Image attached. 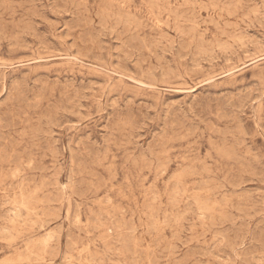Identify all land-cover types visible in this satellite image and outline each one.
<instances>
[{
    "label": "rangeland",
    "instance_id": "374dc122",
    "mask_svg": "<svg viewBox=\"0 0 264 264\" xmlns=\"http://www.w3.org/2000/svg\"><path fill=\"white\" fill-rule=\"evenodd\" d=\"M0 5V264H264V0Z\"/></svg>",
    "mask_w": 264,
    "mask_h": 264
},
{
    "label": "bare ground",
    "instance_id": "6f19581e",
    "mask_svg": "<svg viewBox=\"0 0 264 264\" xmlns=\"http://www.w3.org/2000/svg\"><path fill=\"white\" fill-rule=\"evenodd\" d=\"M58 1H59V0H58ZM61 1H62V0H61ZM65 1H66V0H65ZM85 1H86V0H85ZM2 2H4V1H2ZM72 2H73V1H72ZM21 3H22V2H21ZM64 3H65V2H64ZM4 4H5V3H4ZM23 4H24V3H23ZM23 4H22V5H23ZM59 4H60V2H59ZM66 4H67V3H66ZM237 4H238V3H237ZM10 5H11V4H10ZM12 5H13V4H12ZM15 5H17V4H15ZM25 5H26V4H25ZM28 5H29V4H28ZM31 5H32V4H31ZM77 5H78V3H77ZM0 6L2 7V5H0ZM18 6H19V5H18ZM23 6H24V5H23ZM62 6H63V5H62ZM65 6L67 7V5H65ZM68 6H69V5H68ZM122 6H123V5H122ZM156 6H157V5H156ZM222 6H223V5H222ZM228 6H229V5H228ZM1 7H0V8H1ZM79 7H80V6H79ZM84 7H85V4H84ZM9 8H10V7H9ZM70 8H71V7H70ZM72 8H73V7H72ZM77 8H78V7H77ZM12 9H13V8H12ZM84 9H87V8H84ZM10 10H11V9H10ZM223 10H224V9H223ZM237 10H238V9H237ZM85 11H86V10H85ZM9 12H10V11H9ZM12 12H13V11H12ZM33 12H34V11H33ZM83 12H84V11H83ZM104 12H105V10H104ZM106 13H107V11H106ZM2 14H3V13H2ZM76 14H77V13H76ZM86 14H87V13H86ZM88 14H89V13H88ZM77 15H78V14H77ZM95 15H96V14H95ZM107 15H109V13H108ZM175 15H176V14H175ZM229 15H230V14H229ZM235 15H237V14H235ZM255 15H256V14H255ZM79 16H80V15H79ZM84 16H85V15H84ZM98 16H99V15H98ZM98 16H97V17H98ZM0 17H1V15H0ZM81 17H82V16H81ZM120 17H121V16H120ZM253 17H254V16H253ZM85 18H86V17H85ZM107 18H108V17H107ZM118 18H119V16H118ZM118 18H117V19H118ZM129 18L132 19V17H130V16H129ZM103 19H105V18H103ZM119 19H120V18H119ZM119 19H118V20H119ZM127 19H128V17H127ZM127 19H125V21H126ZM136 19H137V18H136ZM79 20H80V19L78 18V21H79ZM87 20L90 21V19H87ZM134 20H135V19H134ZM105 21H106V20H105ZM1 22H2V21H1ZM21 22H22V21H21ZM90 22H91V21H90ZM92 22H93V21H92ZM122 22H123V20H122ZM122 22H120V23H122ZM126 22L129 23L130 20H129V21L127 20ZM156 22H157V21H156ZM2 23H3V22H2ZM22 23H23V22H22ZM99 23H101V22H99ZM116 23H117V21H116ZM132 23H133V22H132ZM257 23H259V21H258ZM4 24H5V21H4ZM12 24H13V23H12ZM85 24H86V23H85ZM107 24H108V22H107ZM107 24H106V25H107ZM158 24H159V23H158ZM211 24H212V23H211ZM13 25H15V24H13ZM106 25H105V26H106ZM120 25H121V24H120ZM120 25H119V26H120ZM125 25H126V23H125ZM129 25H131V22H130ZM134 25H135V24H134ZM136 25L138 26V23H136ZM136 25H135V26H136ZM160 25H161V24H160ZM15 26H16V25H15ZM19 26H20V25H19ZM92 26H93V25H92ZM131 26H132V25H131ZM137 26H136V27H137ZM139 26H140V25H139ZM211 26H212V25H211ZM248 26H249V25H248ZM260 26H261V25H260ZM2 27H3V26H2ZM2 27H1V28H2ZM83 27H84V26H83ZM5 28H6V27H5ZM84 28H85V27H84ZM123 28H125V27H123ZM126 28H127V27H126ZM129 28H131V27H129ZM16 29H17V27H16ZM31 29H32V28H31ZM81 29H83V28H81ZM91 29H92V28H91ZM135 29H136V28H135ZM229 29H230V28H229ZM3 30H4V29H3ZM196 30H197V29H196ZM13 31H14V30H13ZM126 31H127V30H126ZM133 31H134V30H133ZM3 32H4V31H3ZM14 32H15V31H14ZM91 32H92V31H91ZM0 33H1V32H0ZM5 33H6V32H5ZM130 33H131V32H130ZM175 33H176V32H175ZM194 33H195V31H194ZM13 34H14V33H13ZM85 34H86V32H85ZM74 35H75V34H74ZM124 35H125V34H124ZM124 35H123V36H124ZM165 35H166V34H165ZM83 36H84V35H83ZM187 36L189 37L190 35L188 34ZM143 39H144V38H143ZM201 39H203V38H201ZM234 39H235V38H234ZM234 39H233V40H234ZM238 39H240V37L237 38V39H235V40H238ZM82 40H83V39H82ZM89 40H90V39H89ZM91 40H92V39H91ZM134 40H135V39H134ZM242 40H244V39H242ZM245 40H246V39H245ZM245 40H244V41H245ZM132 41H133V39H132ZM138 41H139V40H138ZM194 41H196V40H193V42H194ZM199 41H201V40L199 39ZM240 41H241V40H240ZM83 42H84V41H83ZM136 42H137V41H136ZM143 42H145V41H143ZM202 42H203V41H202ZM204 42H205V41H204ZM86 43H87V41H86ZM139 43H140V41H139ZM145 43H146V42H145ZM195 43H196V42H195ZM239 43H240V42H239ZM247 43H248V42H247ZM254 43H255V42H254ZM88 44H90V43H88ZM97 44H98V43H97ZM135 44H136V43H135ZM141 44L143 45V43H141ZM157 44H158V43H157ZM189 44H190V43H189ZM201 44H202V47H203L204 44H203V43H201ZM218 44H219V43H218ZM218 44H217V46L220 45V44H219V45H218ZM241 44H243V43H241ZM251 44H253L252 41H251ZM257 44H258V43H257ZM259 44H260V43H259ZM84 45H85V43H84ZM152 45H153V44H152ZM191 45H192V44H191ZM205 45H206V44H205ZM223 45H224V47H225V44H223ZM129 46H130V45H129ZM133 46H134V45H133ZM143 46H144V45H143ZM143 46H142V47H143ZM146 46H147V45H146ZM146 46H145V47H146ZM155 46H156V45H155ZM159 46H160V45H159ZM192 46H193V45H192ZM211 46H212V45H211ZM124 47H125V46H124ZM124 47H123V48H124ZM150 47H151V46H150ZM186 47H187V46H186ZM198 47H199V46H198ZM220 47L222 48V46H219V49H220ZM242 47H243V46H242ZM247 47H248V46H247ZM125 48H126V47H125ZM151 48H152V47H151ZM226 48H227V47H226ZM243 48H245V46H244ZM85 49H86V46H85ZM85 49H81V52H82V50H85ZM146 49H147V48H146ZM194 49H195V48H194ZM89 50H90V49H89ZM147 50H148V49H147ZM151 50H152V49H151ZM201 50H202V49H201ZM225 50H226V49H225ZM124 51H125V49H124ZM124 51H123V52H124ZM129 51H130V50H129ZM134 51H135V50H134ZM140 51H141V50H140ZM148 51H149V50H148ZM198 51H199V50H198ZM204 51H207V50H204ZM226 51H227V50H226ZM85 52H86V51H85ZM138 52H139V51H138ZM142 52H143V51H142ZM182 52H183V51H182ZM199 52H200V51H199ZM199 52H198V55H199ZM202 52H203V50H202ZM202 52H200V53H202ZM207 52H208V51H207ZM211 52H213V51H211ZM217 52H218V51H217ZM82 53H83V52H82ZM131 53H133V52L131 51ZM143 53H144V52H143ZM165 53H166V52H165ZM213 53H214V52H213ZM226 53H227V52H226ZM85 54H86V53H85ZM203 54H204V52H203ZM210 54H211V53H210ZM222 54H223V53H222ZM247 54H248V53H247ZM154 55H156V54H154ZM205 55H207V54H205ZM249 55H250V54H249ZM199 56H200V55H199ZM125 57H127V55H126ZM143 57H145V56H143ZM155 57H157V56H155ZM196 57H197V56H196ZM214 57H215V56H214ZM149 58H150V57H149ZM157 58L159 59V57H157ZM237 58H238V57H237ZM123 59H124V58H123ZM143 59H144V58H143ZM146 59H147V58H146ZM209 59H210V58H209ZM124 60H125V59H124ZM151 60H152V59H151ZM207 60H208V58H207ZM230 60H231V59H230ZM230 60H229V61H230ZM238 60H239V59H238ZM146 61H147V60H146ZM229 61H228V62H229ZM140 62H141V61H140ZM144 63H146V62H144ZM150 63H152V61H150ZM120 64H122V63H120ZM122 65H123V64H122ZM139 66H140V65H139ZM149 67H150V66H149ZM148 69H149V68H147V70H148ZM149 70H150V69H149ZM149 72H150V71H149ZM149 75H150V74H149ZM151 75H152V74H151ZM16 80H18V79H16ZM22 80H23V79H22ZM59 81H60V80H59ZM131 81H133V80H131ZM17 82H18V81H17ZM133 82H134V81H133ZM135 82H137V81H135ZM259 83H260V82H259ZM48 84H49V83H48ZM61 84H62V82H61ZM61 84H59V85H61ZM66 84H68V83H66ZM17 85H18V84H17ZM17 85H16V86H17ZM43 85H44V84H43ZM63 85H64V84H63ZM140 85H141V84H140ZM67 86H68V85H67ZM70 86H71V84H70ZM70 86H69V87H70ZM144 86H145V84H144ZM17 87H18V86H17ZM42 87H43V86H42ZM58 87H59V86H58ZM61 87H62V86H61ZM73 87H74V86H73ZM73 87H70L69 89H72ZM148 87H150V86H148ZM13 88H14V87H13ZM11 89H12V88H11ZM64 89H65V88H64ZM149 89H150V88H149ZM42 90H43V89H42ZM65 90H66V89H65ZM75 90H76V89H75ZM45 91H48V89L45 90ZM51 91H52V90H51ZM66 91H67V90H66ZM68 91H69V90H68ZM18 92H19V91H18ZM21 92H22V91H21ZM59 92H61V91H59ZM80 92H81V91H80ZM114 92H115V90H114ZM37 93H39V92H37ZM54 93H55V92H54ZM66 93L68 94V92H66ZM74 93H75V92H74ZM78 93H79V91H78ZM15 94H16V93H15ZM40 94H41V93H40ZM59 94H60V93H59ZM63 94H64V93H63ZM63 94L61 93V95H63ZM72 94H73V93H72ZM13 95H14V94H13ZM13 95H11V96H13ZM19 95H20V94H19ZM43 95L45 96V92H44ZM65 95H66V94H65ZM78 95H80V94H78ZM36 96H37V95H36ZM59 96H60V95H59ZM9 97H10V96H9ZM12 98H13V97H12ZM15 98H17V95H16V97H14V99H15ZM18 98H19V97H18ZM38 98H39V97H38ZM61 98H62V97H60V100H61ZM67 98H68V97H67ZM69 98H70V97H69ZM73 98H74V97H73ZM19 99H20V98H19ZM44 99H45V98H44ZM54 99H55V98H54ZM62 99H63V98H62ZM74 99H75V98H74ZM74 99H73V100H74ZM39 100H40V99H39ZM162 100H163V99H162ZM20 101H21V100H20ZM22 101H23V100H22ZM44 101H45V100H44ZM44 101H43V102H44ZM10 102H11V100H10ZM12 102H13V101H12ZM14 102H15V101H14ZM17 102H18V101H17ZM59 102H60V101H59ZM62 102H63V101H62ZM66 102H67V99H66ZM69 102H70V101H69ZM71 102H72V101H71ZM21 103H22V102H21ZM7 104H8V103H7ZM12 104H13V103H12ZM14 104H15V103H14ZM39 104H40V103H39ZM57 104H58V103H57ZM17 105H18V104H17ZM36 105H37V104H36ZM52 105H53V104H50V106H52ZM5 106H6V105H5ZM18 106H19V105H18ZM41 106H42V105H41ZM6 107H7V106H6ZM91 107H92V106H91ZM35 108H36V106H35ZM49 108H50V107H49ZM51 108H52V107H51ZM8 109H10V108H8ZM12 109H13V108H12ZM20 110H21V108H20ZM29 110H30V109H29ZM36 110H37V108H36ZM15 111H16V110H15ZM10 112H11V111H10ZM30 112H31V110H30ZM46 112H47V111H46ZM8 113H9V112H8ZM11 113H14V112H11ZM23 113H24V112H23ZM3 114H4V113H3ZM5 114H6V112H5ZM17 114H18V113H17ZM25 114H27V113H25ZM6 115H7V114H6ZM11 115H13V114H11ZM11 115H10V116H11ZM40 116H41V115H40ZM20 117H21V116H20ZM12 118H13V117H12ZM41 118H42V117H41ZM218 118L220 119V117H218ZM24 119H25V118H24ZM13 120H14V118H13ZM17 120H18V119H17ZM222 120H223V119H222ZM226 121H227V120H226ZM18 122L20 123V119H19ZM221 122H222V121H221ZM31 123H32V121H31ZM13 124H14V123H13ZM20 124H21V123H20ZM14 125H15V124H14ZM211 125H212V123H211ZM27 126H28V125H27ZM209 126H210V125H209ZM14 127H15V126H14ZM213 127H214V126H213ZM213 127H212V128H213ZM16 128H17V125H16ZM18 128H19V126H18ZM24 129H25V128H24ZM35 129H37V128H35ZM32 130H33V129H32ZM38 130H39V129H38ZM213 130H214V129H213ZM215 130H217V129H215ZM1 131H2V130H1ZM114 131H115V130H114ZM217 131H218V130H217ZM24 132H25V131H24ZM213 132H214V131H213ZM221 132H222V131H221ZM20 133H21V132H20ZM31 133H32V132L30 131V134H31ZM38 133H39V132H38ZM117 133L119 134V133H121V132L117 131ZM168 133H169V132H168ZM194 133H195V132H194ZM226 133H227V132H226ZM121 134H122V133H121ZM121 134H120V135H121ZM192 134H193V133H192ZM203 134H204V133H203ZM222 134H223V133H222ZM222 134L219 133V135H222ZM14 135H15V134H14ZM172 135H173V134H172ZM187 135H188V134H187ZM190 135H191V134H190ZM111 136H112V135H111ZM175 136H177V135H175ZM202 136H203V135H202ZM26 137H27V136H26ZM163 137H164V136H163ZM188 137H189V136H188ZM120 138H121V137H120ZM116 139H117V138H116ZM173 139H174V138H173ZM180 139H181V138H180ZM157 140H158V139H157ZM171 140H172V139H170V141H171ZM183 140H185V138H184ZM183 140H182V141H183ZM172 141H173V140H172ZM179 141H180V140H179ZM195 141H196V140H195ZM211 141H212V140H211ZM221 141H222V140H221ZM223 141H224V140H223ZM223 141H222V142H223ZM15 142H16V140H15ZM112 142H113V141H112ZM164 142H166V141H164ZM222 142H221V143H222ZM226 142H227V141H226ZM12 143H13V142H12ZM22 143H23V142H22ZM107 143H108V142H107ZM115 143H116V142H115ZM117 143H118V142H117ZM167 143H168V142H167ZM170 143H171V142H170ZM126 144H127V143H126ZM240 144H241V143H240ZM20 145H21V144H20ZM158 145H159V144H158ZM158 145H157V146H158ZM162 145H163V144H162ZM224 145H225V144H223V147H224ZM211 146H212V145H211ZM33 147H34V146H33ZM50 147H51V146H50ZM57 148H58V147H57ZM116 148H117V147H116ZM157 148H158V147H157ZM162 148H163V147H162ZM37 149H38V148H37ZM154 149H156V148H154ZM225 149H226V148H225ZM157 150H158V149H157ZM219 150H220V149H219ZM26 151H27V150H26ZM28 151H29V150H28ZM55 151H57V150H55ZM110 151H111V150H110ZM221 151H222V150H221ZM49 152H50V151H49ZM107 152H109V151H107ZM217 152H218V151H217ZM229 152H230V151H229ZM52 153H53V152H52ZM52 153H50V154H52ZM152 153L154 154V152H152ZM223 153H225V152H223ZM44 154H45V153H44ZM56 154H57V153H56ZM160 154H161V153H160ZM229 154H231V153H229ZM2 155H3V153H2ZM25 155H26V154H25ZM52 155H53V154H52ZM108 155H109V154H108ZM150 155H151V154H150ZM155 155H156V153H155ZM158 155H159V154H158ZM42 156H43V155H42ZM142 156H143V155H142ZM153 156H154V155H153ZM6 157H7V156H6ZM14 157H15V156H14ZM40 157H41V156H40ZM40 157H39V158H40ZM53 157H54V156H53ZM104 157H106V156H104ZM154 157H155V156H154ZM43 158H45V157H43ZM17 159H18V155H17ZM19 159H20V158H19ZM19 159H18V160H19ZM114 159H115V158H114ZM235 159H236V157H235ZM238 159H239V158H238ZM238 159H237V161H238ZM14 160H16V158H15ZM54 160H55V159H54ZM54 160H53V161H54ZM103 160H104V159H103ZM106 160H107V159H106ZM106 160H105V161H106ZM210 160H211V159H210ZM0 161H2L1 158H0ZM133 161H134V160H133ZM231 161H232V160H231ZM5 162H6V161H5ZM18 162H21V161H18ZM18 162H16V163H18ZM157 162H158V161H157ZM159 162H160V161H159ZM239 162H240V160H239ZM252 162H253V161H252ZM252 162H251V163H252ZM13 163H14V162H13ZM102 163H104V161H102ZM237 163H238V162H237ZM171 164H172V163H171ZM23 165H24V164H23ZM99 165H100V164H99ZM99 165L97 166L98 168H99ZM102 165H103V164H102ZM247 165H248V164H247ZM8 166H10V165H8ZM100 166H101V165H100ZM103 166H104V165H103ZM103 166H102V167H103ZM207 166H208V164H207ZM243 166H244V165H243ZM243 166H242V167H243ZM34 167H35V166H34ZM57 167H58V166H57ZM249 167H250V166H249ZM19 168H22V167L19 166ZM40 168H41V167H40ZM254 168H255V167H254ZM254 168H253V169H254ZM256 168H257V167H256ZM28 169H29V168H28ZM41 169H42V168H41ZM41 169H39V170H41ZM103 169H104V168H103ZM103 169H102V170H103ZM21 170H22V169H21ZM42 170H43V169H42ZM106 170H107V169H106ZM11 171H12V170H11ZM31 171H33V168H32ZM43 171H44V170H43ZM43 171H42V172H43ZM107 171H110V170H107ZM107 171H105V172H107ZM18 172H19V171H17V173H18ZM73 172H74V171H73ZM182 172H183V171H182ZM196 172H197V171H196ZM257 172H258V171H257ZM260 172H261V171H260ZM54 173H55V172H54ZM87 173H89V172H87ZM193 173H194V172H193ZM261 173H262V172H261ZM91 174H92V173H91ZM95 174H97V173H94L93 176H95ZM256 174H257V173H256ZM258 174H260V173H258ZM258 174H257V175H258ZM97 175L101 177V174L99 175V173H98ZM109 175L111 176L112 174L110 173ZM195 175H197V174H195ZM195 175H194V176H195ZM1 176H2V175H1ZM5 177H6V176H5ZM12 177H13V176H12ZM100 177H99V178H100ZM10 178H11V177H10ZM157 178H159V177H157ZM6 179H7V178H6ZM15 179H16V178H15ZM116 179H117V178H116ZM47 180H48V179H47ZM73 180H74V179H72V181H73ZM101 180L103 181L104 179L101 178ZM101 180L99 179V181H101ZM28 181H29V180H28ZM49 181H51V180H49ZM57 181H59V180H57ZM97 181H98V180H97ZM114 181H115V180H114ZM230 181H231V180H230ZM44 182H45V181H44ZM47 182H48V181H47ZM38 183H39V182H38ZM38 183H37V184H38ZM50 183H51V182H50ZM72 183H73V182H72ZM48 184H49V183H48ZM51 184H52V183H51ZM206 184H207V183H206ZM235 184H236V181H235ZM21 185H22V183L20 184V187H21ZM43 185H44V184H43ZM43 185H42V186H43ZM45 185H46V184H45ZM58 185H60V184H58ZM18 186H19V184H18ZM22 186H23V185H22ZM26 186H28V184H26ZM42 186L40 187V189L42 188ZM52 186H53V185H52ZM87 186H88V185H87ZM92 186H93V185H92ZM103 186H104V184H103ZM198 186H199V184H198ZM200 186H201V185H200ZM200 186H199V188H200ZM13 187H15V186H13ZM36 187H37V186H36ZM47 187H49V185H48ZM47 187H46V188H47ZM81 187H82V186H81ZM90 187H91V186H90ZM202 187H203V186H202ZM202 187H201V188H202ZM38 188H39V187H38ZM50 188H51V187H50ZM61 188H63V187H61ZM82 188H83V187H82ZM25 189H26V188H25ZM35 189H36V188H34V190H35ZM91 189H92V188H91ZM91 189H90V190H91ZM22 190H24V189H22ZM63 191H64V190H63ZM86 191H89V190H86ZM86 191H84V192H86ZM194 191H195V190H194ZM210 191H211V190H210ZM30 192H32V190H31ZM84 192H83V193H84ZM95 192H96V191H95ZM25 193H26V192H25ZM48 193H49V190H48ZM48 193H47V194H48ZM78 193H80V192H78ZM50 194H52V192H51ZM86 194H88V193H86ZM32 195H34V193H32ZM36 195H37V194H36ZM65 195H66V193H65ZM83 195H84V194H83ZM30 196H31V194H30ZM42 197H43V196H42ZM44 197H45V196H44ZM44 197H43V198H44ZM47 197H48V196H47ZM214 197H215V196H214ZM241 197H242V196H241ZM22 198H23V196H22ZM25 199H26V198H25ZM33 199H34V198H33ZM45 199H46V198H45ZM155 199H156V197H155ZM222 199H223V198H222ZM238 199H239V198H238ZM30 200H32V199H30ZM156 200H157V199H156ZM209 200H210V199H209ZM209 200H208V201H209ZM226 200H227V199H226ZM40 201L42 202V200H40ZM196 201H197V199H196ZM37 202H38V201H36V204H37ZM233 202H234V201H233ZM196 203H197V202H196ZM244 203H245V202H244ZM14 204H15V203H14ZM75 204H76V203H75ZM219 204H222V202L219 203ZM17 205H18V204H17ZM22 205H23V204H22ZM26 205H27V204H26ZM39 205H40V202H39ZM39 205H38V206H39ZM76 205H77V204H76ZM241 205H242V204H241ZM232 206H233V205H232ZM219 208H220V207H219ZM219 208H218V209H219ZM78 210H79V209H78ZM216 210H217V209H216ZM18 211H19V210H18ZM18 211H17V212H18ZM34 212H35V211H34ZM110 212H111V211H110ZM222 212H223V211H222ZM17 215H19V214H17ZM202 215H204V214H202ZM216 215H218V214H216ZM101 216H102V215H101ZM204 216H205V215H204ZM12 217H13V216H12ZM18 217H20V216H18ZM42 217H43V216H42ZM168 217H169V215H168ZM30 218H31V217H30ZM149 218H150V217H149ZM152 218H153V217H152ZM212 218H214V217H212ZM228 218H229V217H228ZM14 219H15V218H14ZM92 219H93V218H92ZM156 219H157V218H156ZM229 219H230V218H229ZM80 220H81V219H80ZM90 220H91V219H90ZM93 220H94V219H93ZM81 221H82V220H81ZM97 221H98V220H97ZM150 221H151V220H150ZM13 222H14V221H13ZM19 223H20V222H19ZM72 223H73V222H72ZM98 223H100V222L98 221ZM114 223H115V222H114ZM35 224H36V223H35ZM37 224H38V223H37ZM75 224H76V223H75ZM115 224H116V223H115ZM29 225H30V224H29ZM33 225H34V224H33ZM77 225H78V224H77ZM41 226H42V225H41ZM47 226H48V225H47ZM102 227H103V226H102ZM22 228H23V227H22ZM33 228H34V227H33ZM4 229H5V228H4ZM4 229H3V230H4ZM44 229H45V228H44ZM94 229H95V228H94ZM96 229H97V228H96ZM155 229H156V228H155ZM148 231H149V230H148ZM150 231H151V230H150ZM12 232H13V231H12ZM12 232H11V233H12ZM44 233H45V232H44ZM134 233H135V232H134ZM154 236H155V235H154ZM210 237H211V236H210ZM216 237H217V236H216ZM8 238H9V237H8ZM139 238H140V237H139ZM56 239H57V238H56ZM224 239H225V237H224ZM4 242H5V241H4ZM41 242H42V241H41ZM192 242H193V241H192ZM11 243H12V241H11ZM43 243H44V242H43ZM69 244H70V243H69ZM33 245H34V244H33ZM37 247H38V246H37ZM129 247H130V246H129ZM27 248H28V247H27ZM135 249H136V248H135ZM27 250H28V249H27ZM36 250H37V249H36ZM157 251H158V250H157ZM176 251H177V250H176ZM141 252H142V250H141ZM20 254H21V253H20ZM24 254H25V253H24ZM135 254H136V253H135ZM148 254H149V253H148ZM151 254H152V253H151ZM151 254H150V255H151ZM71 255H72V254H71ZM148 257H149V256H148ZM33 259H34V258H33ZM137 259H138V258H137ZM189 259H190V258H189ZM193 259H194V258H193ZM31 260H32V259H31ZM186 260H187V259H186ZM196 260H197V259H196ZM40 261H41V260H40ZM44 261H45V260H44ZM142 261H143V260H142ZM191 261H192V260H191ZM19 263H20V262H19ZM151 263H153V262H151ZM181 263H182V262H181ZM6 264H7V263H6ZM63 264H64V263H63ZM184 264H185V263H184Z\"/></svg>",
    "mask_w": 264,
    "mask_h": 264
}]
</instances>
